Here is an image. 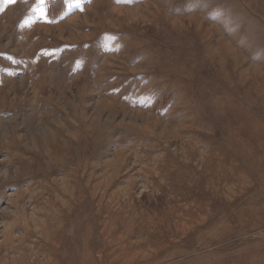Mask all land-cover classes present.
<instances>
[{
    "label": "rangeland",
    "instance_id": "374dc122",
    "mask_svg": "<svg viewBox=\"0 0 264 264\" xmlns=\"http://www.w3.org/2000/svg\"><path fill=\"white\" fill-rule=\"evenodd\" d=\"M0 264H264V0H0Z\"/></svg>",
    "mask_w": 264,
    "mask_h": 264
}]
</instances>
